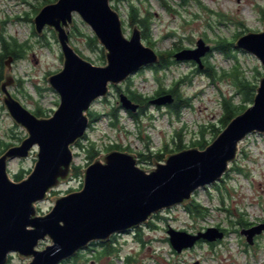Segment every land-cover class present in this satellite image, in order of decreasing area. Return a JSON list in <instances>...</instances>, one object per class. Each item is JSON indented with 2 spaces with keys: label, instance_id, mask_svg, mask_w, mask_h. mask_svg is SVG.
I'll return each mask as SVG.
<instances>
[{
  "label": "rangeland",
  "instance_id": "obj_1",
  "mask_svg": "<svg viewBox=\"0 0 264 264\" xmlns=\"http://www.w3.org/2000/svg\"><path fill=\"white\" fill-rule=\"evenodd\" d=\"M44 1L0 0V50L1 37L8 42L13 43L16 39L24 44L23 57L10 60V69L5 63L0 64V69L5 74L11 72L19 80L18 84L10 87L13 96L30 111L35 113L37 109H42L45 113L42 117H50L58 108L60 97L47 77L63 68V56L53 29L45 28L42 35L35 31L33 18L37 14L36 9L44 6ZM110 3L120 13L127 37L131 36L134 28L129 21L131 4L140 7L143 12L148 10L152 13L151 38L155 42L152 47L158 53L177 47L197 48L201 38L211 50L202 58L203 69L194 61H179L166 70L158 71L148 66L119 85H111L106 97L94 101L89 111L101 117L89 126L87 139H81L82 145L76 143L73 147V164L82 168L81 175H72L67 182L51 190L45 200L38 202V214L52 209L55 196L82 188L83 172L89 162L85 145L96 143L97 148L102 150L100 155L111 151L108 147L118 145L121 148L112 150L136 154L138 165L149 170L155 164L153 160L140 161L141 153H163V162L170 153L196 147L194 143L201 139L202 127L209 143L213 141L214 133L210 131V125L221 117L222 98L234 96V103L241 104L233 79L221 77L224 71L231 72L238 67L243 78L257 84L264 75V65L257 56L235 47L241 35L263 30L264 0H110ZM74 20L75 24L70 29L72 45L95 65H105L102 45L99 42L92 46L89 44V37L95 36L92 28L76 13ZM221 40L229 44V54L216 49ZM143 42L149 45L144 39ZM8 59L5 58V61ZM211 65L217 72L214 78L203 71ZM180 79L186 82L179 87L178 93L190 98L191 103L182 109L180 116L172 113L169 105L150 103L137 121L119 103L121 91L129 94L131 89L144 96H153L159 86L168 88ZM173 96L177 98V95ZM115 109H118L119 115L117 125L113 126L110 114ZM26 136L27 130L13 120L0 96V155L7 143L19 144ZM180 143L183 147L179 149ZM38 149L36 146L27 158L9 160L8 172L12 180L16 181L14 175L20 173L24 178L29 176ZM193 199L209 208L205 217H194L186 205L163 209L152 216L150 224L148 222L139 228L115 234L110 246L94 241L95 244L92 242L90 245L92 249L65 264H264V231L253 244H249L241 233L250 224L254 226L264 222L262 134L248 135L240 143L238 158L230 165V170L216 183L199 188ZM210 226L225 229V237L213 245L202 242L181 253L173 249L167 232L169 227L197 233ZM48 244L53 242L47 236L40 239L37 248L43 249ZM10 256L7 264H28L32 259L21 257L18 253H11ZM129 256L130 261L127 260Z\"/></svg>",
  "mask_w": 264,
  "mask_h": 264
},
{
  "label": "water",
  "instance_id": "obj_2",
  "mask_svg": "<svg viewBox=\"0 0 264 264\" xmlns=\"http://www.w3.org/2000/svg\"><path fill=\"white\" fill-rule=\"evenodd\" d=\"M75 13L92 28L104 48L105 65H95L72 45L70 29ZM33 22L39 35L45 28L53 29L61 46L63 68L47 77L60 103L52 116H38L12 95L10 87L16 80L11 72L1 83L3 104L13 120L27 130V136L0 155V264H7L11 253L32 258L28 264H60L94 241L109 242L117 233L147 224L163 209L187 205L199 188L216 183L230 170L240 143L248 135L264 136L263 75L252 105L235 116L206 148L196 146L170 153L163 162L153 160L155 167L149 170L138 165L136 154L111 150L84 169L80 190L55 196L52 209L38 214V202L72 177L73 147L88 131V111L93 102L106 97L111 85L158 64L160 55L143 42L137 25L131 36H126L120 13L110 0H56L42 6ZM235 47L251 52L264 65V27L241 35ZM210 50L201 38L197 48H183L173 56L178 62L194 61L202 69V58ZM174 101L172 93H165L150 103L163 106ZM119 103L133 113L140 106L125 92L120 93ZM36 146V162L29 176L12 180L9 160L29 157ZM263 231L264 222L241 233L253 244L254 237ZM167 232L178 253L202 240L213 243L225 237L216 226L197 233L169 227ZM47 236L53 244L38 249L40 239Z\"/></svg>",
  "mask_w": 264,
  "mask_h": 264
},
{
  "label": "trees",
  "instance_id": "obj_3",
  "mask_svg": "<svg viewBox=\"0 0 264 264\" xmlns=\"http://www.w3.org/2000/svg\"><path fill=\"white\" fill-rule=\"evenodd\" d=\"M51 1L54 0H45L44 3H50ZM186 0H183V2ZM43 3V4H44ZM44 4V5H45ZM41 9V7H38L36 9V12L38 13L39 10ZM129 21L130 24L135 26L137 25L141 31H142V37L144 40L148 41V44L151 46H155V42L152 40L151 38V24H152V13L149 12L148 10L143 12L141 10L140 7L136 6L135 4H131L130 5V10H129ZM76 26V25H75ZM55 33V32H54ZM72 32H70V36H71ZM98 40L95 36H90L89 37V44L92 45H96L98 44ZM2 51L0 52V62L4 63L3 59L9 57L10 55H13L15 57V59H20L23 56V52H24V44L23 43H18V41L16 39H14L13 43L12 42H8L5 38H2ZM229 44L225 43V40H221L218 43V46L216 47V49L225 52L226 54H229ZM181 49L180 47H177V50ZM78 51V49H76ZM102 52H104V48H102ZM173 52L174 50H170L167 52H160V61L158 64L154 65L153 68L155 71L158 70H166L168 69L171 65H173L175 62L174 57H173ZM207 65V64H206ZM212 67V68H211ZM211 67H208L207 69L203 70L207 73V75L209 77L214 78L217 75L216 69L214 66L211 65ZM224 76H229L231 77L233 80V83L235 84V86L237 87V94L240 95L241 97V104H235L234 103V96L231 97H223L222 98V109L223 112L221 114V117L219 118V120L214 123L211 124V130L213 131V140L221 133V131L229 124V122L235 117L237 116L239 113H242L243 111L246 110V108L249 106L248 104L253 103V99L254 96L257 92V87L258 84L252 82V80H247L245 78L242 77L239 68L235 67L231 72H227L224 71L221 74V77ZM186 80L185 79H180L178 81H175L172 85H170L168 88L163 87L162 85L159 86V88L156 90L155 94L153 96H144L141 93H138L137 91L128 90L129 96L132 100L136 101V102H141L142 104H144L145 106L150 105V100L152 97H154L157 94H161V93H172L173 95H177L175 98L174 103L170 104L169 107L171 108L172 113H174L177 116H180L181 111L183 108L185 107H189L190 106V98H185L183 97L181 94L178 93V89L179 87L185 83ZM119 88V87H118ZM119 91H121V89H119ZM145 109V108H144ZM117 110V111H116ZM35 114H37L38 116H43L45 115L44 111L42 109H37L35 111ZM89 117H90V123L92 124L94 121H96L100 116V114H97L93 111H89ZM128 114L130 116H132L135 120L139 121V116L143 114V112H131L128 111ZM111 125L116 126L117 122H118V109H115L111 112ZM203 130H201V139L197 140L194 145H196L197 147L199 146L200 148L204 149L206 148L210 143L209 141L206 139L205 137V130L204 127H202ZM178 135H180L178 133ZM85 139L86 136H85ZM78 145H82L81 144V140L77 142ZM181 144V143H180ZM11 145H13V143H7L5 145V147L2 149V152H4L7 148H9ZM121 148L120 146L116 145V146H110L108 147V150H112L113 148ZM183 145L181 144L179 146V149L182 148ZM85 149L88 153V159L89 162L87 164V166L92 163L102 152V150H100L99 148H97L96 143L94 142H90L89 145H85ZM168 150V149H166ZM182 150V149H180ZM141 160H163L164 158V154L163 153H141L140 154ZM73 176L74 177H78L81 175V170L82 168L80 166L77 165H73ZM16 181H20L24 178V176L20 173L17 175H14ZM83 186V184H82ZM81 186V187H82ZM187 210L189 211V213L191 215H193L194 217H205L208 212H209V208H207L206 206H204L203 204H201L200 202H198L197 200L193 199L190 203H188L186 205ZM150 224V222H149ZM140 238V234L138 236ZM110 246L111 242L108 243ZM104 253H106V250L104 251ZM131 257H127V260L130 261Z\"/></svg>",
  "mask_w": 264,
  "mask_h": 264
},
{
  "label": "flooded vegetation",
  "instance_id": "obj_4",
  "mask_svg": "<svg viewBox=\"0 0 264 264\" xmlns=\"http://www.w3.org/2000/svg\"><path fill=\"white\" fill-rule=\"evenodd\" d=\"M2 38L3 37H1V42H2ZM2 45H3V43H2ZM2 45H1V50H0V52L3 50L2 49ZM180 50V49H179ZM176 51H178L177 49H175L174 50V52H173V55H174V53L176 52ZM160 55V54H159ZM23 57V56H22ZM174 57V56H173ZM7 58H9L8 60H6L5 61V59H3V61H4V63L5 64H7L8 62H9V64H7V66L9 67V65H10V68H11V64H10V60H17V59H15V57L13 56V55H10L9 57H7ZM21 59V58H20ZM175 60V59H174ZM175 62H178V61H176L175 60ZM206 63V62H205ZM0 64H2L1 62H0ZM154 65H151V66H149L150 68H152ZM205 66H206V64H205ZM203 69V68H202ZM5 73L3 72V69H0V87H1V83H2V81L4 80V78H5ZM15 80H16V84H18L19 83V80L18 79H16L15 78ZM122 92V91H121ZM120 92V93H121ZM120 93H119V95H120ZM162 94H165V93H161V94H157V95H155L156 97L157 96H160V95H162ZM0 96H2V98H3V94H2V92H1V88H0ZM128 96H129V94H128ZM15 97V96H14ZM130 97V96H129ZM136 102V101H135ZM137 103H139V109H138V111L137 112H143L144 111V108H145V105L144 104H142L141 102H137ZM37 115V114H36ZM251 225H253V224H250L249 226H248V228L249 227H253V226H251ZM255 225H257V224H255ZM254 225V226H255ZM219 227V226H218ZM221 230H223L224 232H225V235H226V230L225 229H223V228H221V227H219ZM247 228V229H248ZM196 232H199V231H196ZM195 233V232H194ZM260 236V234H257L255 237H254V242L253 243H256L257 242V239H258V237ZM115 239V236L113 235L112 236V238L110 239V241L109 242H112L113 240ZM109 242H105V244L107 243H109ZM202 242H206V241H200V242H198L197 244H199V243H202ZM217 242V241H216ZM216 242H213V243H211V245H213L214 243H216ZM96 243H98V242H96ZM94 244H95V242H94ZM98 244H101V245H103L104 246V243L103 242H99ZM91 245V244H90ZM88 246L87 248H85V249H82V250H80L76 255H75V257H73V258H70V259H67V260H64L63 262H61L60 264H65V263H67V262H69V261H72V260H76L80 255H82L84 252H86L87 250H90V249H92V246ZM109 245V244H108Z\"/></svg>",
  "mask_w": 264,
  "mask_h": 264
}]
</instances>
